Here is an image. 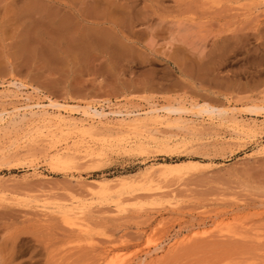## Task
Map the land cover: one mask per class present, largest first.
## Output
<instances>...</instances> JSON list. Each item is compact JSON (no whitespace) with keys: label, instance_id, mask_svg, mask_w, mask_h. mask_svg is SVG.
I'll list each match as a JSON object with an SVG mask.
<instances>
[{"label":"rangeland","instance_id":"obj_1","mask_svg":"<svg viewBox=\"0 0 264 264\" xmlns=\"http://www.w3.org/2000/svg\"><path fill=\"white\" fill-rule=\"evenodd\" d=\"M55 8L75 18L70 36L22 23L16 47L0 40V264H264V0ZM36 101L98 133L15 114ZM176 101L206 113L125 129L86 117ZM235 108L259 127L211 116Z\"/></svg>","mask_w":264,"mask_h":264},{"label":"bare ground","instance_id":"obj_2","mask_svg":"<svg viewBox=\"0 0 264 264\" xmlns=\"http://www.w3.org/2000/svg\"><path fill=\"white\" fill-rule=\"evenodd\" d=\"M93 8V7H92ZM93 10V9H92ZM101 11V10H100ZM51 13V12H50ZM53 14V13H52ZM107 14V13H106ZM108 15V14H107ZM65 25V24H64ZM66 27V26H65ZM75 27V26H74ZM15 95V94H14ZM16 95H17V93H16ZM18 96V95H17ZM21 97H23L22 96V94H21ZM27 99L28 100H31V98L29 97V96H27ZM33 101V100H32ZM188 103H190V102H188ZM32 105V104H31ZM33 105H35V107H33ZM33 105L32 106H30V107H28V105H27V107H22V108H19V107H16V109L14 110V112H17V113H15V114H21V111L22 110H24L23 112H24V114L22 115L23 116V118L25 117V118H27L26 116H27V112H30V115H40V116H42L39 120H43V121H47V120H51V119H53V118H55L58 122H59V124L61 123V125L62 124H71V125H75V126H80V129L82 128L84 131H86L87 133H88V130H90L89 128H88V126L86 127V125H85V122H87V121H85V120H79L80 121V123H78V121H74L73 119L71 120L70 118H67V117H65V115H64V111H67V112H69V111H71V110H73V109H71V108H67V106H65V105H62V104H59V103H57V102H54V103H52V104H50L49 106H45V105H41L38 101H36V102H34L33 103ZM120 105V104H119ZM187 107H188V109H187ZM38 108V110H36V109ZM236 109H238V108H235V110H231V111H229V112H225V111H223L222 109H220L216 114H215V112L211 115V116H219V117H229L230 116V118H231V122H233L234 124H235V126H237V128H239L240 130H243V129H254V128H256L257 126H258V124H256V123H247V124H245V123H243V121H240L239 120V117H238V115H239V112L236 110ZM239 110V109H238ZM7 111V110H6ZM242 111H244V110H242ZM93 114H91V115H88V116H86L87 118H90V119H92L91 121H94V122H96L97 123V125H101V126H103L104 128L105 127H109V126H116V128L118 127V128H124L125 126L126 127H129V128H140V127H145L146 125L145 124H147L148 123V121H149V123H151L150 122V120H154V119H157L158 120V122H159V120H160V122L159 123H161L162 122V120L160 119V118H162V117H164L165 115H171V114H173V113H179V114H181V113H184V112H195V113H198L199 115H203V114H205L206 113V110H205V105L204 104H201V103H193V101L190 103V105L188 106V105H186V104H184V103H182L181 101H176V102H169V103H167V104H164L163 106H161V107H158L157 105H155V104H151L150 105V107H149V110L147 111V112H143V113H136L134 110H131V109H129L128 107H126V106H124V107H118V108H116L115 110H112V111H107V110H105L104 108L102 109H94L93 110ZM6 114H8V115H11V113H10V111H8ZM5 112L4 111H2V113L0 114V132H4V131H2V129H3V124H5V121H7L6 120V117H5ZM14 114V115H15ZM114 115V116H122L121 118H119V121H117V120H115L114 119V121H112V117H110L111 115ZM13 115V114H12ZM12 116L13 118L15 117V116ZM66 115H68V114H66ZM18 116V115H17ZM21 116V117H22ZM180 116V115H179ZM8 118H9V120H10V116H7ZM178 117V116H177ZM176 117V118H177ZM215 117V118H216ZM15 118H17V117H15ZM14 118V119H15ZM23 118H21V119H23ZM116 118V117H115ZM166 118V117H165ZM165 118H163V119H165ZM182 118V117H181ZM181 118H180V120H181ZM211 118H213V117H210V119ZM243 118V117H242ZM21 119H19L20 121H21ZM86 119V118H85ZM174 119V118H173ZM19 120H18V122H19ZM24 120V119H23ZM38 120V121H39ZM56 120H51V121H56ZM76 120V119H75ZM88 120V119H87ZM169 120H171V118L169 119H167V120H165V121H169ZM178 120L179 119H177V122H178ZM180 120H179V122H180ZM216 120V119H215ZM218 120V119H217ZM228 120V119H227ZM11 121V120H10ZM13 121H16V120H13ZM85 121V122H84ZM173 121V120H172ZM182 121V120H181ZM222 121H224V120H222ZM17 122V121H16ZM17 122V123H18ZM156 122V121H155ZM164 122V121H163ZM169 122H171V121H169ZM176 122V123H177ZM214 122V121H213ZM219 122V121H218ZM224 122H227V121H224ZM230 122V121H229ZM250 122H252V121H250ZM254 122V121H253ZM7 123V122H6ZM11 123H12V121H11ZM10 123V124H11ZM56 123V122H55ZM181 123V122H180ZM186 123H187V119H186ZM186 123H184V124H186ZM81 124V125H80ZM92 124V123H91ZM169 124H171V123H169ZM175 124V123H174ZM178 124V123H177ZM182 124V123H181ZM188 124V123H187ZM232 124V123H231ZM5 125H7V124H5ZM13 125H14V123H13ZM15 125H16V123H15ZM56 125V124H55ZM94 127H95V125H94V123L92 124ZM92 125H90L89 124V126L91 127ZM53 126V125H52ZM51 126V127H52ZM57 126V125H56ZM63 126V125H62ZM62 126H60V127H62ZM67 126V125H66ZM70 126V125H69ZM147 126H148V124H147ZM146 126V127H147ZM176 126H178L179 127V125H176ZM183 126H185V125H183ZM182 126V127H183ZM58 127H59V125H58ZM58 127H57V129H58ZM71 127V126H70ZM93 127V128H94ZM102 127V128H103ZM186 127V126H185ZM259 127V126H258ZM44 128V127H43ZM63 128H66V127H63ZM77 128H79V127H76V129ZM88 128V129H87ZM113 128V127H112ZM111 128V129H112ZM7 129V128H6ZM5 129V130H6ZM46 129H48V128H46ZM45 129V130H46ZM52 129V128H51ZM67 129H70V128H67ZM72 129H75V128H73L72 127ZM76 129H75V131H76ZM99 130H100V128H98ZM125 129V128H124ZM64 130V129H63ZM92 130V132H95L97 129L95 128V131L93 130V129H91ZM146 130V129H145ZM52 131H53V129H52ZM70 131V130H69ZM77 131H80V130H77ZM102 131V130H101ZM245 131V130H244ZM250 131V130H249ZM39 132H40V130H39ZM53 132H55V130L53 131ZM52 132V133H53ZM81 132V131H80ZM83 133V132H82ZM96 133V132H95ZM97 133H98V130H97ZM103 133V132H102ZM101 133V134H102ZM44 134H46V132L44 133ZM56 134V132L54 133V135ZM86 134V133H85ZM93 134V133H92ZM38 135V134H37ZM46 135H48V134H46ZM91 135V134H90ZM3 136V135H2ZM33 136V135H32ZM40 136V135H39ZM51 136V135H50ZM57 136V135H56ZM31 137V136H30ZM37 137V136H36ZM36 137H34V138H36ZM54 137V136H53ZM27 138V137H26ZM41 138V137H40ZM2 139V138H1ZM31 139H33V138H31ZM50 140H51V138H49ZM56 139V138H55ZM54 139V140H55ZM44 140V139H43ZM32 141V140H31ZM56 141V140H55ZM1 142V141H0ZM51 142H52V140H51ZM50 142V143H51ZM2 143V142H1ZM0 143V144H1ZM47 143H49V142H47ZM78 143V142H77ZM52 144V143H51ZM82 144V143H81ZM49 145V144H48ZM55 145H56V143H55ZM76 145V144H75ZM3 146V145H2ZM2 146H0V147H2ZM71 146V145H70ZM73 146H74V143H73ZM84 146V145H83ZM57 147V146H56ZM65 148V147H64ZM62 149V148H61ZM74 149V148H73ZM0 151H2V150H0ZM70 151H72V150H70ZM68 152V151H67ZM75 152H78V151H74V152H72L73 154L75 153ZM70 153V152H69ZM55 154V153H54ZM53 154V155H54ZM75 155V154H74ZM64 156H65V153L64 152H62L61 150L60 151H58L56 154H55V156H53V157H55L57 160H61L62 158H64ZM69 157H71V156H69ZM74 157V156H73ZM55 158H53V159H55ZM66 158H68L67 156H66ZM51 159H52V157H51ZM68 159H72V158H68ZM74 159H76V158H74ZM55 160H53V162H54ZM62 161H65V160H62ZM67 161V160H66ZM73 161V160H72ZM71 161V162H72ZM57 163H58V161H57ZM60 163H62V162H60ZM68 163H69V160H68ZM63 164H67V162L66 163H63ZM165 165H167V166H171V165H173V164H165ZM155 168V167H154ZM240 230V229H239ZM221 233V232H220ZM239 235V234H238ZM259 235V234H258ZM230 238V237H229ZM233 238V237H232ZM189 239V238H188ZM247 262V261H246Z\"/></svg>","mask_w":264,"mask_h":264},{"label":"crops","instance_id":"obj_3","mask_svg":"<svg viewBox=\"0 0 264 264\" xmlns=\"http://www.w3.org/2000/svg\"><path fill=\"white\" fill-rule=\"evenodd\" d=\"M18 1L0 0V40L12 36L15 38L14 46L16 47V31L22 23L25 32L50 30L55 32L53 35L55 37L70 36L68 28L74 26L75 18L69 20L63 17L61 12L55 8L56 0H30L31 8L29 9L22 7ZM23 13H36L40 16L36 19L31 17L23 19L21 17ZM12 52L16 53V48Z\"/></svg>","mask_w":264,"mask_h":264}]
</instances>
